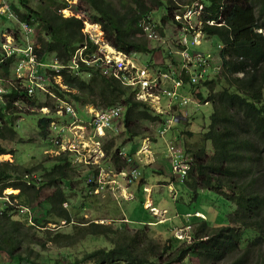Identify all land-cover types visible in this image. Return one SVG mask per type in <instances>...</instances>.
<instances>
[{"label":"trees","instance_id":"obj_1","mask_svg":"<svg viewBox=\"0 0 264 264\" xmlns=\"http://www.w3.org/2000/svg\"><path fill=\"white\" fill-rule=\"evenodd\" d=\"M32 1L36 2V8L29 5L30 0H19L15 9L21 19L36 23L39 31L35 49L37 60L44 63L53 55L61 65L67 64L73 52L84 42L82 21L60 16L56 11L66 3L59 4V0ZM79 1L87 5L89 18L101 25L107 41L125 53H152L155 49L150 48L144 39L139 23L145 20L148 29L156 28L162 34L161 24L169 21L174 9L171 0ZM200 2L204 6L200 29L205 36L215 35L217 42L221 43L219 58L221 75L225 78L219 79L215 75L203 81L208 87V98L214 101L208 136L214 148L209 154L206 148L199 147L203 146L204 140L201 145L195 143L196 148L188 149L192 162L186 183L193 189L202 187L210 191L211 199L217 202L215 204L230 206L229 218L224 215L223 225L216 227L211 226L208 220L195 222L191 241L174 245L172 251L168 243L159 245L146 238V225L137 228L133 225L132 229L128 225H118L116 228L112 224L83 219L78 222L86 224L73 223L69 232L47 233L46 229L38 227L45 222L44 219H36V224L31 225L26 213L19 210L24 206H37L40 195L48 193V206L41 208L44 218L52 220L59 216L66 222H77L72 219L79 207L76 202L69 209L60 206V202L70 196L73 180L84 179V175L76 174L70 165L73 156L64 154L48 166L38 164L36 167L1 160L0 194L6 187L19 188V192L11 197L17 198L21 207L15 209L0 199V264H171L184 258L187 259L183 264H264V32L255 31V28L264 31V0ZM158 13L161 14L156 20ZM206 20L219 24H206ZM19 59L20 56H6L0 52V76L12 79L11 65H16ZM172 59L180 60V56L173 55ZM241 69H249L247 71L254 76L237 80L242 90L249 94L247 98L230 84L231 74ZM61 78L75 92L62 91L54 84L51 85L52 91L55 95L71 98L76 105L90 103L97 108L124 106L123 121L128 137L141 133L137 122L151 119L148 108L135 101L129 89L122 87L117 80L95 72L92 67L86 66L82 77L61 70ZM23 83L20 81L9 87L0 100V154L9 153L4 142L10 144L16 134L24 141V136L19 134V123L23 117H30L37 135L49 143L50 118L24 108L27 101L34 104L36 98L27 95L21 87ZM198 96L202 98L201 94ZM236 114L251 120V131L256 132L254 136L258 142L257 149L247 154L241 164L234 162L230 148L226 147L230 135L219 131L223 122ZM216 132L218 135L213 138ZM112 147L113 142L103 145L107 154H113ZM36 168H40L37 169L39 181L38 178L28 180L24 177L36 172ZM226 200L229 202L225 203ZM212 213L215 216V212ZM88 237L98 241L95 249L84 252L83 249L72 250ZM50 245L58 246V256L53 260L37 259L34 249L45 250ZM77 251L82 253L81 256ZM164 252H168L166 258L162 257Z\"/></svg>","mask_w":264,"mask_h":264},{"label":"clouds","instance_id":"obj_2","mask_svg":"<svg viewBox=\"0 0 264 264\" xmlns=\"http://www.w3.org/2000/svg\"><path fill=\"white\" fill-rule=\"evenodd\" d=\"M73 1L81 3L79 0ZM171 1L174 9L171 11L169 21L161 24L162 34L156 28L148 29L145 20H142V24L139 23L143 31L142 35L150 48H152L150 44H153L156 51L159 48L157 41L163 43L160 48L164 51L165 56L158 62L153 55L154 50L152 53L139 51L125 53L115 48L105 38L104 31L98 22L92 21L89 16L82 19L83 15H80L78 11L80 8H77L76 4H71L70 0H65L63 3L66 5H61L56 12L62 17H74L82 21L81 33L84 42L73 52L69 62L61 65L53 55L44 63L37 60L35 49L38 47L39 31L36 23L30 24L20 18L15 9L19 6V0H17L16 5L9 0H0V52L6 56L12 54L20 56L18 63L11 69L12 79L0 76V100H3L9 87L23 81L21 87L27 91V95L36 98L34 104L27 101L24 108L32 112H40L50 118L47 139L49 143L38 137L46 147L45 152L56 155L51 161L41 160L38 164L48 166L58 156L72 155L70 165L74 167L76 174L84 175V179L75 178L73 180L70 196L65 201L60 202V206L65 209H69L74 202L79 205L76 209L77 212L73 215L74 218H72L77 222H66L59 216L52 220H46L41 208L43 205L45 208L48 206L46 200L48 193L40 195L33 211V207L30 206H24L19 210L21 205L17 204V198L11 197L19 192V188L13 186L3 188L0 199L5 200L8 205L15 207L21 213L25 212L29 224L35 225L36 219L38 221L44 219L45 222L38 224V227L47 228V233L53 232L52 230L62 227L64 224L77 223L79 225L81 222L78 221L88 220L84 215L78 217L80 211L86 210L89 206H94L100 210L105 203L101 202L99 195L102 197L107 195L116 201V205L110 206L112 208L110 210H113L115 214H120V216L112 215L114 213L103 215L106 214V211L103 214L97 212V216H92L90 219L91 222L112 224L116 228L118 225H125L126 227L128 225L131 229L133 225H136V228L146 225L145 237L159 245L168 243V248L172 251L175 248L174 245L186 244L191 241V231L195 222L207 220L206 206L203 207V211L197 209L193 213L180 211L176 202L182 201V199L178 198L177 190L172 185L180 183L189 194L191 193L190 196L193 199L196 198L198 191H206L202 187L193 189L186 183L192 162V155L188 149L192 150L196 148L195 143L201 145L202 141L206 140L203 146L199 147L206 148L209 154L213 153L214 147L211 146V140L208 136L211 124L210 114L214 101L208 98V87L203 84V81L209 80L215 75L219 79L224 77L221 75L219 58L222 45L217 42V54L209 50L197 49L204 38L213 36L217 40L215 35L205 36L200 29L203 25L200 16L204 8L200 0ZM59 4H62L60 0ZM29 5L36 6V2L33 3L30 0ZM19 10L22 11V8ZM167 24L175 25L178 28L174 32L176 38L170 34L168 27L166 30ZM206 24L217 25L219 23L206 20ZM255 31L257 33L264 32L262 28H255ZM29 50L34 57L33 70L27 68L25 64L26 54ZM146 54L150 55L147 60L143 59ZM173 55L180 56V60L172 59ZM119 61L123 63L125 68H117L116 63ZM86 66L92 67L95 72L103 76L117 80L122 87L129 89L133 99L147 107L149 114H151V119L143 120L144 124L141 127L137 124L141 133L136 136L128 137V131L124 127L128 141L126 147L120 142L116 143V139L107 140L106 138L110 133L117 135L120 132L118 128L121 129L124 126V106L114 105L97 108L90 103L79 106L69 97L55 95L51 89V85L54 84L62 91L75 92L73 88L62 82L61 70L82 77L83 69ZM40 67L45 68L43 73H41ZM233 74H231V86L236 87L241 96L249 97V94L242 90ZM199 94L202 98L198 96ZM41 96L43 97L42 100H40ZM46 98L51 100V104L45 102ZM208 103H210L211 111L206 117V124H204V115H202V128L196 131L194 128L197 126L194 124L195 120L198 118V113L201 112V107ZM82 108L84 110H81ZM81 114L88 118H82ZM250 122L251 120L236 114L229 121H224L219 129V131H224L230 135L226 147L230 148L236 164H241L247 154L257 149L258 142L254 136L256 132L251 131ZM119 124L121 127L118 126ZM168 126L171 135L178 141V144L170 142L165 153V158L171 167L170 177L161 164H159L158 170L152 172L148 171L149 167L140 164L142 161H146V164L155 162L153 161L154 158L161 161L156 152L159 147L155 145V152L153 153L150 144L155 141L154 139L157 140L158 131L159 136H161L168 129ZM180 128H184V131L179 130L180 132H177ZM185 133H198V140L186 146L183 140ZM21 134L23 135V133ZM217 135L216 132L212 137L215 138ZM22 138L24 140V137ZM13 141H16V138ZM19 142L26 144L28 141L20 140ZM107 142L109 144L113 142V154H107L104 150L103 145ZM135 144H137L136 147ZM182 144L186 147H182ZM134 147L135 149L130 152ZM7 148L9 153L6 154L18 160L21 154L16 157L17 152L14 153V149H11L10 146ZM24 149L27 155L32 151L28 146ZM95 154L98 155L95 158H99L101 164L93 163L92 157ZM3 155L5 154H0V157ZM26 159L28 160L27 156ZM21 164L25 165V162L22 161ZM83 164L88 165L86 166L87 169L81 170ZM77 166H80V169L77 170ZM37 169L40 168H36L34 173L25 174L24 177L26 179L38 178L39 181L40 175ZM9 188L17 190V193H7ZM172 190H174V194ZM153 193L156 195L153 196ZM211 196L210 191H206L205 197L211 198ZM39 201L42 203H38ZM128 202H132V204H128ZM226 202L229 201L226 200ZM124 203H127L126 208L128 210L122 207ZM140 209H144L146 212L142 213ZM36 212L40 213L39 217H37ZM210 225L216 227L223 224L214 223ZM84 251L90 250L83 249ZM167 255L168 252H164L162 257L166 258ZM186 259L184 258L181 262L174 261L171 264H183Z\"/></svg>","mask_w":264,"mask_h":264},{"label":"rangeland","instance_id":"obj_3","mask_svg":"<svg viewBox=\"0 0 264 264\" xmlns=\"http://www.w3.org/2000/svg\"><path fill=\"white\" fill-rule=\"evenodd\" d=\"M9 1L15 5L17 3V0H9ZM60 1H61V3L65 2V0H60ZM72 1L73 0H70L71 4H73V5L76 4L77 8H80V9H78V11H79L80 15H83L82 19L88 18L90 11H89V9H87L88 8L87 5L83 2L78 3L77 1L76 2L73 1V3H72ZM32 7H35V6H32ZM161 13H158V15L155 18L156 20L159 19V15ZM167 27L170 31V34L174 35V38H176V35L174 34V32L176 30H178V28L175 25H170V24L166 25V30H167ZM151 42H154V41H151ZM157 43L159 45V48H157L156 51L154 50L155 52L153 53V55L155 57V60L160 62L162 60V58H164L165 53L162 50V48H160V46L163 43L161 41H157ZM150 46L153 48L154 45L150 44ZM197 49L198 50H209L212 53L217 54L218 53L217 40L213 36H210L207 39L204 38V39H202V44L200 46H198ZM105 56H106V54H105ZM160 57H161V59H159ZM149 58H150V55H148V54L144 55V57H143V59H145V60H147ZM11 67H13V64L11 65ZM44 69H45L44 67H40L41 73L44 72ZM247 70H249V69H241L237 72H234L233 77L237 80H240V79L245 78L247 76L254 77L253 74L251 72H248ZM42 99H43V97L41 96L40 100H42ZM45 102H49L51 104L50 99L46 98ZM209 104L210 103L203 105L201 107V112L198 113V118H196V120H195L196 122L194 123L195 125H197L194 127L196 131L200 130L202 128V124H203V118H201L202 115H204V124H206L205 123L206 117H208V115L211 111V107ZM81 110H84V108H82ZM81 117L84 119L88 118L86 115H82V114H81ZM29 120H31L30 117H23L19 123L20 124L19 134L23 133L24 140L28 141L26 144H24V142H19L20 137L18 135H15L16 141H13V143L11 142L9 144V142H7V141L4 142V145L6 147L10 146L11 149H14V153L17 152L16 157L19 156L18 154H21L18 157V160L13 159V157H11L10 155H7V154L1 156L0 159H8V160L11 159V161L14 160V161H18L20 163H22V161H23V162H25V166H34V165H37L38 162L41 160L51 161V159H53L55 157V155H56L55 153L50 154V153L45 152L46 147L41 142L40 138L38 137L37 132H36L33 124L31 123L32 120L31 121H29ZM24 122L26 123V128L23 129ZM121 124H122V122H121ZM138 124H139V127H141L144 123L141 121V122H138ZM118 126L121 127L120 124ZM122 126H123V124H122ZM153 128H154V124H153ZM118 129L120 132H118L117 135H114V133H110L109 135L106 136V138H107V140L108 139H113V140L116 139L115 140L116 143L120 142L121 145L126 147L128 144V141H127L125 133H124V126L121 129L120 128H118ZM167 130L165 132H163L161 134V136H159V131H158L157 140L154 139L155 141H152L150 144V148L153 151V153L155 152V147H156L155 145H157L159 147V149L156 152H157V157L159 159H161V161L156 160V158H154L153 161H155V162H149L148 164H146V161H142L143 164L142 163H140V164L146 165L147 167H149V170H148L149 172H152L153 170H158V166H159V164H161L164 166L168 177H170L171 176V167H170L169 162L165 158V153L167 150V145H169L170 142H175L178 144V141L176 140V138H173V136L171 135V131L169 130V126H168ZM179 130L184 131V128L178 129L177 132H180ZM197 135H198V133H192V134L191 133L190 134L185 133L183 136V140H184V143L186 144V146H189L192 142L198 140ZM150 138H151V136H150ZM151 140H152V138H151ZM32 145H33V147H32ZM26 146H28L32 150L29 155L26 154V150L24 149ZM41 146H44L45 148L41 147ZM186 146H184L182 144V147H186ZM173 149H174V147H173ZM26 156H27L28 160L26 159ZM97 156H98L97 154L93 155V157H92L93 163L94 164H101V160L99 158H95ZM86 166H88V165L83 164L81 170H85V168L87 169ZM78 169H80V166H77V170ZM172 186L177 190L178 198L182 199V201H183V202L182 201L176 202V204H178V206H179L178 209L180 211L193 213L197 209L203 211V207L206 206V208H207V212H206L207 220L212 225L214 223L221 224L222 218L224 215L227 217V219L229 218V213L231 212V207L230 206H224L221 204H215L217 202H214L210 197H205L206 191H202V190L198 191L196 198L193 199V197L190 196L191 193L189 194L188 191L180 183H175ZM6 192L10 193V194H15V193H17V190L9 188V190H7ZM172 193L174 194V190H172ZM154 195H156V194L153 193V196ZM191 197H192V199H191ZM99 199L101 200L102 203H105L104 206H102V208H100V210H99V208H95L94 206H89V208H87L86 210L82 209L80 211V214L78 217H80L81 215H84V217L86 216L85 217L86 219L90 220V219H92V216H94V217L97 216L96 215L97 212L99 214L100 213L103 214V213H105V211H106V214H103V215H110V214L114 213L112 215H114L116 217L120 216V214H115V212L113 210H110V209H112V208H110V206L116 205L115 200L110 199V197L107 195H105L103 197L99 195ZM126 204L127 203H124L122 205V207H126ZM128 204H132V202H128ZM34 208L35 207L32 208V211ZM140 211L142 213L146 212V210H144V209H140ZM212 212H215V216ZM36 215H37V217H39L40 213L36 212ZM103 221L109 222L106 220H103ZM79 225L81 226L84 224L80 223ZM70 228H71L70 224H64V226L52 230L53 232H51V233H55L56 231L69 232ZM40 229L44 230L47 228L40 227ZM152 230L154 232L153 228H152ZM40 232H44V231H40ZM98 245H99V243L97 240L88 237V238L82 240L81 243L77 247H73L72 250H74L76 248H77V250H79V249L92 250V249H95V247H97ZM34 251H36V253H37L36 257L39 260H44L46 258H50V260H53L58 256V254H57L58 246L57 245H50V247H48V249H45V250L34 249ZM77 252H78V254H80L79 251H77Z\"/></svg>","mask_w":264,"mask_h":264},{"label":"built area","instance_id":"obj_4","mask_svg":"<svg viewBox=\"0 0 264 264\" xmlns=\"http://www.w3.org/2000/svg\"><path fill=\"white\" fill-rule=\"evenodd\" d=\"M26 55H27V59L25 61L26 67L29 68L30 70L31 69L33 70L34 69V57H33V55H31L30 50L27 52ZM116 64H117V68H125L123 63L120 61L117 62Z\"/></svg>","mask_w":264,"mask_h":264},{"label":"crops","instance_id":"obj_5","mask_svg":"<svg viewBox=\"0 0 264 264\" xmlns=\"http://www.w3.org/2000/svg\"><path fill=\"white\" fill-rule=\"evenodd\" d=\"M124 209L128 210L126 207ZM126 210H125V212H126Z\"/></svg>","mask_w":264,"mask_h":264}]
</instances>
